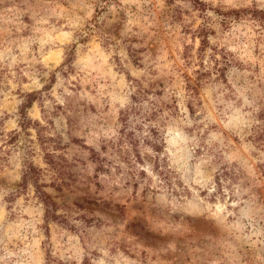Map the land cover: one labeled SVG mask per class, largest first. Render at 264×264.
Listing matches in <instances>:
<instances>
[{"label":"rangeland","instance_id":"obj_1","mask_svg":"<svg viewBox=\"0 0 264 264\" xmlns=\"http://www.w3.org/2000/svg\"><path fill=\"white\" fill-rule=\"evenodd\" d=\"M261 12L0 0V264H264Z\"/></svg>","mask_w":264,"mask_h":264},{"label":"trees","instance_id":"obj_2","mask_svg":"<svg viewBox=\"0 0 264 264\" xmlns=\"http://www.w3.org/2000/svg\"><path fill=\"white\" fill-rule=\"evenodd\" d=\"M246 9H239V10H236V13L237 14H240L241 12L245 11ZM235 11V10H234ZM204 44V43H203ZM203 50V49H202ZM155 147H159L158 145H156ZM31 168V166H29ZM32 170V168H31ZM30 173V171H29ZM42 196L44 197V200L47 201V199H49V194H47L45 191H42Z\"/></svg>","mask_w":264,"mask_h":264},{"label":"clouds","instance_id":"obj_3","mask_svg":"<svg viewBox=\"0 0 264 264\" xmlns=\"http://www.w3.org/2000/svg\"><path fill=\"white\" fill-rule=\"evenodd\" d=\"M259 7L261 8V9H264V0H259ZM260 15H264V12H261V13H259ZM64 163L66 164V165H68V166H74L73 164H71L70 162H68V161H64Z\"/></svg>","mask_w":264,"mask_h":264}]
</instances>
